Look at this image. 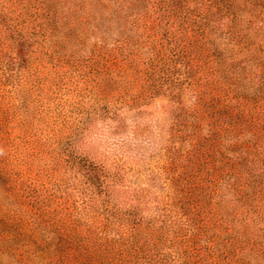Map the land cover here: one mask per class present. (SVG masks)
Segmentation results:
<instances>
[{
  "label": "trees",
  "instance_id": "trees-1",
  "mask_svg": "<svg viewBox=\"0 0 264 264\" xmlns=\"http://www.w3.org/2000/svg\"><path fill=\"white\" fill-rule=\"evenodd\" d=\"M0 264H264V0H0Z\"/></svg>",
  "mask_w": 264,
  "mask_h": 264
},
{
  "label": "rangeland",
  "instance_id": "rangeland-1",
  "mask_svg": "<svg viewBox=\"0 0 264 264\" xmlns=\"http://www.w3.org/2000/svg\"><path fill=\"white\" fill-rule=\"evenodd\" d=\"M167 101L165 100H159L156 102L155 106L150 110L149 113H146L143 116H137L133 115L134 113H128L127 114V120L129 123L128 133H130L128 136H126V144H129L131 141L133 143V140L135 137H133V117H136L137 119H140V121L147 120L148 123L151 124V130L153 137L149 138L147 141L143 142L145 145L144 147L147 148V153L151 154L153 147L155 150H159L161 144L165 143L166 136H167V130L170 125V116L169 112L166 110ZM149 119V120H148Z\"/></svg>",
  "mask_w": 264,
  "mask_h": 264
}]
</instances>
